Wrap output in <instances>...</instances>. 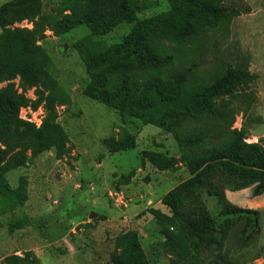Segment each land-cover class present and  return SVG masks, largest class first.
Here are the masks:
<instances>
[{
	"label": "trees",
	"instance_id": "trees-1",
	"mask_svg": "<svg viewBox=\"0 0 264 264\" xmlns=\"http://www.w3.org/2000/svg\"><path fill=\"white\" fill-rule=\"evenodd\" d=\"M166 1L165 11L147 18L138 14L154 0H60L48 14L42 0L0 5V228L1 217L28 199L27 179L22 176L11 187L7 173L44 152L53 151L56 159L70 152L57 108L71 100L52 75L42 42L47 32L62 37L84 26L88 34L73 45L88 77L83 95L122 120L136 119L170 134L176 156L153 150L144 151L142 159L158 171L184 167L188 172L161 200L168 213L150 210L162 236L155 243L158 252L168 264H253L234 256L232 248L242 250L261 235V213L231 203L225 192L264 194V136L247 141L254 125L262 123L254 116L257 75L249 70L248 53L219 50L233 19L249 14L250 7L244 0ZM23 22L31 27L19 26ZM120 25L131 28L119 42L107 44L103 37ZM30 90L34 99L25 96ZM26 107L43 109L39 126L20 118ZM238 115L240 128L234 127ZM135 140L122 127L103 144L113 154L135 148ZM132 175H125V182ZM141 240L136 230L118 234L109 264H151ZM24 256H7L5 263L40 264L34 254Z\"/></svg>",
	"mask_w": 264,
	"mask_h": 264
},
{
	"label": "rangeland",
	"instance_id": "rangeland-1",
	"mask_svg": "<svg viewBox=\"0 0 264 264\" xmlns=\"http://www.w3.org/2000/svg\"><path fill=\"white\" fill-rule=\"evenodd\" d=\"M7 1L10 0H0V5ZM59 1L42 0L43 12L50 13ZM154 1L156 4L138 14L139 18L167 9L166 0ZM244 1L250 13L233 19L229 38L220 43L219 50L223 55L225 50L239 48L251 57L249 70L257 75L254 116H260L262 123L254 125L247 141L256 142L264 136V0ZM130 28L120 25L103 39L107 44L119 42ZM87 34L86 27L79 26L62 37L47 32L42 42L51 59L52 75L71 100L70 106L57 108L58 120L69 136L70 152L61 159H56L53 151L44 152L25 167L7 173L11 187L18 185L20 177L27 179L28 199L13 213L1 217L0 264H6L7 256L24 258L26 253L34 254L40 264H109L115 237L127 230L141 235L151 264H168L167 257L155 246L162 236L150 210L159 209L167 214L161 200L187 179L188 172L184 167L158 171L142 159L144 151L153 150L176 156L177 148L170 134L152 125H142L136 119L122 120L118 112L83 95L82 87L88 77L73 45ZM25 96L35 98L32 90ZM27 114V109L20 111L22 117ZM43 116V109L38 108L33 111L32 120L38 123ZM241 123L242 117L238 115L234 127L240 128ZM122 127L135 135L136 146L111 154L103 140L117 135ZM131 171L132 177L125 182L124 176ZM228 196L239 207L257 209L264 220V197H252L251 190L230 192ZM206 203L212 211L213 198ZM260 236L242 250L232 248L233 255H243L253 264H264Z\"/></svg>",
	"mask_w": 264,
	"mask_h": 264
},
{
	"label": "crops",
	"instance_id": "crops-1",
	"mask_svg": "<svg viewBox=\"0 0 264 264\" xmlns=\"http://www.w3.org/2000/svg\"><path fill=\"white\" fill-rule=\"evenodd\" d=\"M249 190H250V189H244V190H241V191H249ZM229 193H230L229 191H226V192H225V195H226L227 199H228L229 201H231V203H233V204H235V205H239V203H237L236 200H235L234 198L228 196ZM259 197H264V194L261 195V196H259ZM256 198H258V197H256ZM242 207H244V206H242ZM245 207H246V206H245ZM260 239H261V241H262V243H263V245H264V220H263V218H262V231H261Z\"/></svg>",
	"mask_w": 264,
	"mask_h": 264
},
{
	"label": "built area",
	"instance_id": "built-area-1",
	"mask_svg": "<svg viewBox=\"0 0 264 264\" xmlns=\"http://www.w3.org/2000/svg\"><path fill=\"white\" fill-rule=\"evenodd\" d=\"M23 24H24V23H22V24L19 25V26H22V27H23ZM25 25H26V22H25ZM23 109H27V111H28L27 117H22V116H20V111L23 110ZM20 111H19V116H20V118H22V119H24V120H26V121H29V122H33V123L36 124V126H39V125H40L42 117L39 119L38 123H36L35 121H33V120H32V119H34V117H33V111L30 109V107L21 108ZM30 116H31V117H30Z\"/></svg>",
	"mask_w": 264,
	"mask_h": 264
},
{
	"label": "water",
	"instance_id": "water-1",
	"mask_svg": "<svg viewBox=\"0 0 264 264\" xmlns=\"http://www.w3.org/2000/svg\"><path fill=\"white\" fill-rule=\"evenodd\" d=\"M94 214H91V217L93 216Z\"/></svg>",
	"mask_w": 264,
	"mask_h": 264
}]
</instances>
